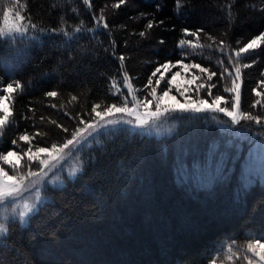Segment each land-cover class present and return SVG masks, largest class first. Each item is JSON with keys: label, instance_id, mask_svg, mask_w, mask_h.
Returning a JSON list of instances; mask_svg holds the SVG:
<instances>
[{"label": "trees", "instance_id": "1", "mask_svg": "<svg viewBox=\"0 0 264 264\" xmlns=\"http://www.w3.org/2000/svg\"><path fill=\"white\" fill-rule=\"evenodd\" d=\"M117 3L20 0L13 11L36 28L23 39L0 42V89L8 83L15 89L0 91L11 113L0 152L26 151L28 143L19 140L25 133L32 149L71 139L96 118L95 105L99 112L122 103L113 93L124 87V72L140 94L147 92L155 69L180 58L179 40L195 42L184 28L202 29L200 43L212 45L186 49L192 55L184 61L217 77L221 39L235 57L264 32V0H181L179 10L176 0H126L116 8ZM81 21V32L71 37L49 31L63 26L72 33ZM234 62L241 66L242 111L264 118V95L256 94H264V45ZM200 75L205 81L207 74ZM157 78L158 73L153 85ZM224 83H217L212 97L223 95L232 103L234 94L222 91ZM49 91L58 95L46 96ZM224 119L231 121L224 113H175L173 132L162 136L128 126L109 130L83 150L75 178L45 188L44 201L26 224H8V234L0 236V264H208L222 245L264 231V174L249 163L255 143L264 142V127L254 121L225 127Z\"/></svg>", "mask_w": 264, "mask_h": 264}, {"label": "snow or ice", "instance_id": "2", "mask_svg": "<svg viewBox=\"0 0 264 264\" xmlns=\"http://www.w3.org/2000/svg\"><path fill=\"white\" fill-rule=\"evenodd\" d=\"M126 0H119V3L114 5V7L119 8L121 4H124ZM20 0H0V7H3V26L0 27V42H2L5 38L10 41H15V39H23L29 33V28L35 29L36 25L31 23L30 18H28V22L25 23L26 17L20 11L13 10L17 8ZM85 4H89V0H84ZM177 10L181 7V0H176ZM229 7V16H231L230 5ZM103 12V10H101ZM145 15V14H141ZM13 17V19H10ZM102 19V17H101ZM163 23V21H160ZM83 21H81V25L74 27L73 32L69 33L63 26L57 29H50L51 32H62L65 36L71 37L74 33H79L82 30ZM99 26V22H98ZM103 28H108V24L104 22L102 24ZM148 29L153 27V22L149 21L147 26ZM87 31H94V29H87ZM203 31L202 29H198L195 32L189 33L188 28H184L182 32L186 35H191L195 37V42L192 39H180L178 47L181 49L180 58L176 60L175 64H172L171 61H167L165 63H161L155 71L152 73V77H156L157 73H159V78L155 80V85H153V79L150 77L147 81V84L144 86L145 88H149L150 91L148 93L151 96V99L145 97L143 100L139 99L136 95L137 89L133 88L131 84L130 77L127 72L123 73V83L125 88L131 95V107H129V96H124L123 93L117 88L116 92L113 95L119 94L121 97L122 106L117 107L116 104H112L108 106L103 113L96 111L99 108V105H95L92 108V112H95L96 117H99V121L88 122L86 127L77 128V130L71 133V139H66L59 146L57 143H51L50 147H37L36 151H32L31 140L27 133L20 135L19 140L28 143L29 147L27 150H21L20 152L16 150H8L7 152H0V210H2V214H0V236H6L8 234V220L9 216L18 217L21 224L26 223L25 218L28 217L29 213H32L37 210L36 203H28L24 196V193H32L34 201H40V189L37 187L38 184H41L42 177L47 176L46 169H50L51 167L56 166V162L62 161L70 152H65L66 149H69V146H72V150L79 152L83 145L88 141V137L92 136L93 133H99L100 127H107V125H117V124H128L139 126L140 128H148L153 121L159 120L162 117L168 116L173 113H187V112H220L224 113L227 117L230 118L231 123L233 125H241V121H254L256 124L264 127V118L261 116H253L250 112H244L241 109L240 104V88L241 85L237 81L240 80L241 77V66L234 61H238L241 56V53H248L249 50H255L261 45H264V32H260L259 35L250 39L249 42L244 44L243 47H240L238 51H235V57H233L230 52V46L225 43L224 39H221L219 43L216 45L217 49L221 54H223L224 58L216 60V64L219 65V76L217 77L216 71H209L208 68L201 67L200 64H184L183 61L186 57L192 55L191 52H188L186 49H192V52H195L196 49H203L205 47L211 48L212 45H204L200 43L199 33ZM141 36L145 35L144 32L140 33ZM226 35V34H225ZM208 39L215 42V37H208ZM163 43V41H161ZM239 44V41H237ZM225 58L229 61L228 64H225ZM119 60L122 62L124 57H119ZM176 65H180L181 67L188 69L189 67H193L200 70L201 74H207L206 80L197 84L195 88V92L197 96H199V92L203 91L206 96L212 97V89L216 88L217 83L221 81H225L222 91L225 94L233 93L234 98L231 107L228 106V101L225 99L223 95H216L213 98L211 104L208 103L207 99L198 98L193 100L191 97L185 95L188 92V88H184L181 91L179 85L176 86V90L181 97L184 98V103H180L179 100H176L175 96H172L171 99L176 101L175 104L166 103L167 98L169 97L170 92L172 91V85L175 84L176 76L179 73H173L171 79H165V73L169 72L171 68H174ZM244 68L250 67V65H243ZM234 69V71H233ZM163 70V71H162ZM217 77L216 82H212V78ZM200 79L199 77L193 75L192 80L189 81L190 84L196 82V80ZM161 81H164L163 88L161 89V94H157V88L160 87ZM230 82V86L229 83ZM113 86L116 85V81H112ZM261 84H264V80L261 81ZM21 87L17 83V88ZM0 91L5 93H11L15 91L12 83H8L6 88L0 89ZM257 96L264 95L260 92L256 93ZM58 93L56 91H49L46 93V96L56 97ZM7 97L5 95H0V111L3 112V115H0V137L3 135L4 127L10 123L11 113L9 109L4 105L3 101ZM71 99L75 101L77 99L76 96H72ZM224 103L225 106L221 107V103ZM155 103V110H152V105ZM259 103V101H257ZM55 107V105H52ZM143 108L144 111L141 114L139 109ZM124 114L128 117H134L133 119H105L106 116H115V114ZM91 115V114H89ZM42 119V118H41ZM103 121V124L100 123ZM81 123H85L83 120ZM55 124V121H52ZM62 127V126H61ZM243 127V125H242ZM64 132H68L69 129L63 128ZM85 133L87 135H85ZM35 136H43L44 134L35 133ZM17 141L13 140L12 145H16ZM41 154H47V158H41ZM27 159L24 161V164L21 165V160L24 157ZM33 162L37 163V170L32 169ZM4 165L10 166L11 171H13L14 175H9V172L5 170ZM23 169V170H22ZM74 174V173H73ZM17 199L23 202V210L17 211L16 207H12V205L16 204ZM19 207V205H17ZM249 240L244 248L242 255H237L234 253L232 249L238 246L233 242L229 245H222L218 250L221 255H226L227 259L231 262L233 257L235 256L238 260H242L246 262V264H264V231L260 233H249ZM238 251L239 248H238ZM248 253H251L249 255ZM212 264H215L213 260Z\"/></svg>", "mask_w": 264, "mask_h": 264}, {"label": "rangeland", "instance_id": "3", "mask_svg": "<svg viewBox=\"0 0 264 264\" xmlns=\"http://www.w3.org/2000/svg\"><path fill=\"white\" fill-rule=\"evenodd\" d=\"M14 12L15 11H13V13ZM10 19H13V17H10ZM183 63L191 65L189 62H186V61H183ZM173 64H175V63H173ZM177 72L179 73V75L176 76L175 84L172 85V91L170 92L169 97L166 100V103H168V104H175L176 103V101L171 99L172 96H175L176 100H179L180 103H184V98L181 97L176 90L177 85L180 86L181 91H183L184 88H188L189 90H188V92L185 93V95L191 97L193 100L198 99V98H203V99H207L209 104L212 103L214 97H205L203 91H200L199 96H197V93L194 91L196 88V85L203 82L198 69L193 68V67H189L188 69H185V68L181 67L180 65H176L174 68H171V70L169 72L165 73V79L166 80L171 79L172 74L177 73ZM159 75L160 74L158 73V78H159ZM193 75L199 77L200 79L196 80L195 83L190 84L189 81L192 80ZM237 82L240 83V85H241V78ZM163 85H164V81H161L160 87L157 88V94L158 95L161 94V89L163 88ZM134 89H136V88H134ZM120 91L123 93L124 96H129V107H131L132 106L131 105V95L128 92V90L124 86L122 89H120ZM149 91H150V89H148L147 92H146V90H143V94H140L137 91L136 95L141 100H143L145 97H147L148 99H151V96L148 95ZM6 100H7V98L3 101V103L8 108V102ZM231 105H232V103H228L229 107H231ZM121 106H122V103L117 105V107H121ZM223 106H225V105L222 102L221 107H223ZM151 107H152V110L154 111L155 107H156L155 103H153V105ZM104 111H105V109L100 110L99 112L103 113ZM143 111H144L143 108L139 109V112L141 114L143 113ZM216 113H217V115L220 114V112H216ZM174 114L175 113L170 114V115L165 116V117H162L159 120L153 121L152 124L148 128H140L139 126H136L135 124H133V125L117 124V125H107V127H100L99 133L98 134L93 133L92 136L88 137V141L83 145V147L81 148V150L79 152L72 150V146H69V149H66L65 152H70L71 154L68 155L62 161L56 162L55 167H51L50 169H46L47 176L42 177L43 182L41 184L37 185V187L40 189V197H41L40 201H34L32 193H30V192L24 193L26 201L28 203H36L37 209H38L39 205L45 199L44 190L46 187H48V186H61L65 183L66 178H68V177L69 178H75L80 173V171L82 170V167H83V159H82L83 150L86 149L87 147H89L90 145H92L93 143L98 142L100 137L103 134H105L106 132H108L109 130L120 128L123 126H128L131 129H133L135 131H139L141 133H147V134H152V135H156V136L167 135V134H170L173 132L175 124L172 120V116ZM99 119H100L99 117H96L95 121H99ZM105 119L106 120L107 119H125V120L133 119L134 120V117H128L124 114L118 113V114H115V116H106ZM223 121L225 123H222V124L225 127H232L231 121H228L225 119ZM90 122H94V121H90ZM100 123L103 124V121H100ZM86 124L80 128L86 127ZM85 135H87V134L85 133ZM32 151L35 152L36 149H32ZM41 158L46 159L47 154H41ZM26 159H27V157L25 156L24 159L21 160V165L24 164V161ZM249 163L252 165L253 171L264 174V142L255 143V145L253 146V149L250 153V156H249ZM0 164H2V162H0ZM4 167H5V170L9 172L10 176L15 174L13 171H11L10 166L4 165ZM37 167H38L37 163L33 162L32 169L37 170ZM17 205H19V207H17ZM12 207H16L17 211H21V210H23V202L20 201L19 199H17L16 204L12 205ZM32 213H29L28 217ZM0 214H2V210H0ZM28 217L25 218L26 223L28 222ZM12 220H19V218L13 217L10 215L9 220H8V224ZM26 223H24V224H26ZM248 242H250V240L235 243L238 246L240 251H238L237 247H234L232 249V251L234 253H237V255H242L243 248ZM248 254L251 255V253H248ZM213 260L215 261V264H246V262H243L242 260H238L235 256L233 257V260L230 262L227 259L226 255H221V253L218 254V256H216L215 258H213L208 264H212Z\"/></svg>", "mask_w": 264, "mask_h": 264}]
</instances>
